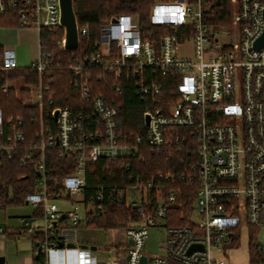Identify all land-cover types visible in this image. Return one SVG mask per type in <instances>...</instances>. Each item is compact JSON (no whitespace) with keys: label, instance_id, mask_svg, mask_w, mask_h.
Wrapping results in <instances>:
<instances>
[{"label":"built area","instance_id":"2783aa9c","mask_svg":"<svg viewBox=\"0 0 264 264\" xmlns=\"http://www.w3.org/2000/svg\"><path fill=\"white\" fill-rule=\"evenodd\" d=\"M230 1L231 24L222 26L205 22L211 5L205 0L157 2L146 28L134 15L114 16L102 23L94 51H89V25L78 24L69 83L80 103L71 108L54 104L55 61L41 37L42 30L64 29L60 0H0V17L9 8L17 10L21 27L40 32V56L27 67L37 72L35 81L7 78L0 85L6 95L28 93L24 104L35 111L38 131L28 140L23 121L5 119L0 109V170L2 157L15 153L24 167L33 168L37 187L24 203L40 212L35 220L42 225L34 226L33 217L20 221L25 234L40 231L36 255L44 256L43 264H230L227 254L236 249L225 248V240L234 228H240L241 241L244 230L249 238L250 227L261 233L258 245L264 252V45L255 46L264 33V0ZM59 46L66 50L65 38ZM185 47L191 54L181 53ZM17 69L16 52L7 48L0 70ZM94 81L106 82L117 94L128 88L142 103L143 126L134 138L125 130L122 103L92 98ZM142 146L189 157L180 178L197 186L198 220L189 219L191 225L167 221L182 207L180 188L168 187L176 178L171 171L150 178L130 174L120 186L98 185L87 201L88 164L138 155ZM53 147L71 156L72 173L50 177L46 154ZM124 167L131 172L130 162ZM75 196L82 199L85 220L58 204ZM115 203L135 209L140 221L122 228L124 243L115 246L113 257H104L80 245L77 230L95 214L105 222L107 206ZM151 228L165 231L162 254L152 260L146 255L143 263Z\"/></svg>","mask_w":264,"mask_h":264},{"label":"trees","instance_id":"16d2710c","mask_svg":"<svg viewBox=\"0 0 264 264\" xmlns=\"http://www.w3.org/2000/svg\"><path fill=\"white\" fill-rule=\"evenodd\" d=\"M167 2L170 0H74V8L79 26L89 25L91 41L89 51L97 50L100 40V27L104 21L114 16L130 14L141 20V25L146 28L150 24V15L152 8L157 2ZM211 5L205 12V22L209 25L222 26L231 24L233 6L230 0H205ZM21 20L17 10L11 8L0 17V27H21ZM168 33L167 29H162V33ZM41 37L44 46L55 61L54 78L56 96L55 105L64 107H79V99L70 86L71 71L70 65L75 63L77 58L76 51H68L60 48L62 40L65 38L63 28L50 32L42 30ZM4 52L0 46V65L3 63ZM21 80L24 82H34L37 78V72L25 69H17L10 72L0 70V85L7 79ZM103 95L109 100H116L123 104V116L125 130L127 134L134 138L143 126V105L133 96L128 88L122 94H117L104 81L93 82V96ZM28 97L26 91L17 94L11 91L8 95L0 89V109L3 110L5 119L15 118L23 121V131L27 139L32 140L38 131L37 120L32 117L35 112L24 104ZM47 168L52 178H61L75 170L71 156L60 154L59 148L53 147L47 151ZM20 153H15L12 157L3 156V166L0 170V207H6L15 204H24L26 196L36 190L37 182L34 176L32 166L24 167L19 159ZM141 157L143 159H141ZM189 157L185 154L176 153L172 150H162L151 152L146 146L141 147L138 155L129 158H119L112 161L108 158H101L97 162L89 163L87 168L88 189L86 191L87 201L95 193L98 185L120 186L128 180L130 174L142 175L150 178L159 173L166 174L173 172L175 174L174 183H169V188H180L182 192L179 202L181 208L171 211L167 221L171 226L191 225L189 221L193 211L197 186L180 178L181 173H186ZM132 164L131 172L125 171L124 164ZM55 184L52 182V186ZM40 217L37 210L33 218ZM98 221V220H96ZM92 218H87L86 225L96 223ZM140 221L135 209L126 208L123 204H109L107 206L105 222L107 228H125L136 226ZM94 225V224H93ZM92 226V225H91ZM259 230L249 228V259L250 264H264V252L259 250L258 245ZM40 231L36 232L35 241L40 239ZM225 248L238 249L241 246V230L234 228L231 230L224 243ZM44 256L35 255L32 264H43ZM172 264H179L171 261Z\"/></svg>","mask_w":264,"mask_h":264},{"label":"rangeland","instance_id":"374dc122","mask_svg":"<svg viewBox=\"0 0 264 264\" xmlns=\"http://www.w3.org/2000/svg\"><path fill=\"white\" fill-rule=\"evenodd\" d=\"M160 2V1H159ZM156 4V3H155ZM154 4V5H155ZM191 48L185 47L181 49V53L185 55L191 54ZM17 87L19 84H15ZM75 201H67L65 199H61L58 201V204L62 210L65 211H75L79 213L82 218L85 216L84 212V204L82 203V199L80 196H75ZM195 210L192 213L190 219L198 220V212L196 205L194 206ZM35 208L28 204H15L9 205L6 207H0V226L4 228V230L8 229L9 231H14L17 233L18 238L13 239L9 238L13 241L10 251L12 255L15 256L23 247L25 243L30 241V235L25 234V228L20 221L21 218H30L34 216ZM96 214L93 215V219L98 220ZM85 220V218H83ZM40 223V221H38ZM99 221L93 223L89 226L84 223L77 230L78 241L81 244H95L97 246L96 252L97 254L107 257L112 256L116 252L115 246L116 244H121L123 241L124 231L122 228H107L104 225L98 224ZM164 223V220H163ZM165 240V231L162 229L151 228L149 230V236L145 244V252L151 256H159L162 254L160 250L161 243ZM258 241H261V233L258 235ZM18 243V245H17ZM114 245V246H113ZM118 256H124L123 253H118ZM227 258L230 261V264H250L249 259V241L247 232H243L241 246L236 249L234 252L227 254Z\"/></svg>","mask_w":264,"mask_h":264},{"label":"crops","instance_id":"0c3cea01","mask_svg":"<svg viewBox=\"0 0 264 264\" xmlns=\"http://www.w3.org/2000/svg\"><path fill=\"white\" fill-rule=\"evenodd\" d=\"M39 37L40 32L35 28L0 27V46L2 47L3 52L7 48H12L15 50L17 62L20 66V69L27 68L33 61L39 58ZM33 225L36 227H40L42 224L41 222L38 223V220H35L33 221ZM12 237L13 239H17V233L14 231H9L8 229H5L2 233H0V257H5L4 264H32L33 259L36 255L39 240L35 241V236H31V238H29L30 241L25 243L23 249H21L15 256H13L12 252L10 251V247L13 241L9 239ZM122 243H124V236ZM79 244L82 246L89 245L94 248V250L97 249V246L95 244ZM144 253L149 258L155 257L148 255L145 251Z\"/></svg>","mask_w":264,"mask_h":264},{"label":"water","instance_id":"95a60500","mask_svg":"<svg viewBox=\"0 0 264 264\" xmlns=\"http://www.w3.org/2000/svg\"><path fill=\"white\" fill-rule=\"evenodd\" d=\"M61 9V22L65 31V49L68 51H76L79 48V37H78V23L76 12L74 8V0H60ZM264 45V33L262 37L256 42V48H261ZM150 124V117H146V125ZM59 145V142H57ZM197 247V246H195ZM193 247V249L195 248ZM201 248H203L201 246ZM94 249V248H93ZM153 258H149L152 260ZM148 257L143 255L141 261L146 263ZM5 257H0V264H4Z\"/></svg>","mask_w":264,"mask_h":264}]
</instances>
